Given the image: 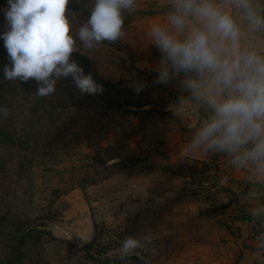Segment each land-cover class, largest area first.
Instances as JSON below:
<instances>
[{"label": "rangeland", "instance_id": "1", "mask_svg": "<svg viewBox=\"0 0 264 264\" xmlns=\"http://www.w3.org/2000/svg\"><path fill=\"white\" fill-rule=\"evenodd\" d=\"M7 7L0 3L2 34L8 30ZM92 7L93 0H69L65 15L70 35L75 37L87 22ZM166 10V5L137 6L125 13L124 39L79 52L92 60L102 79L118 83L112 91L82 94L68 77L57 81L53 95L39 97L34 79L0 76V107L10 112L7 119L0 117V264H212L207 260L220 251L219 243L229 241L185 236V224L166 222L163 212L156 223L138 219L139 187L156 168L149 165L150 156L138 147L137 137L151 117H159L166 97L153 93L157 75L147 67L150 58L160 60V52L144 47L143 53L134 46L146 43L139 28L149 25L137 20ZM77 45L82 49L79 40ZM5 65L11 67V61L0 51L2 75ZM136 85H143L139 93ZM141 197L148 205V197ZM22 229L45 230L51 237L26 239L17 257L12 235L21 236ZM96 234L95 244L82 250L80 245ZM231 235L239 239L235 228ZM129 236L141 239L139 255L107 262L120 258L121 243ZM209 242L216 245L211 248Z\"/></svg>", "mask_w": 264, "mask_h": 264}, {"label": "clouds", "instance_id": "2", "mask_svg": "<svg viewBox=\"0 0 264 264\" xmlns=\"http://www.w3.org/2000/svg\"><path fill=\"white\" fill-rule=\"evenodd\" d=\"M68 4L8 0V30L0 37L11 61L4 67L5 80L34 79L39 97L53 95L57 81L68 77L82 94L103 91L70 57L124 39L125 13L136 11L137 0H93L75 37L69 34ZM166 9L165 22L153 24L149 33L161 54L154 83L175 82L180 95L170 105L173 116L197 121L182 158L222 155L234 169L245 170L250 183H264V0H168ZM142 88L136 85L135 91ZM9 115L0 107V117ZM251 214L264 216V205ZM142 247L140 238L126 237L120 259L139 255Z\"/></svg>", "mask_w": 264, "mask_h": 264}, {"label": "crops", "instance_id": "3", "mask_svg": "<svg viewBox=\"0 0 264 264\" xmlns=\"http://www.w3.org/2000/svg\"><path fill=\"white\" fill-rule=\"evenodd\" d=\"M147 4L162 6L167 5L168 0H137L139 9ZM147 19L139 17L137 20V23H149L139 28L146 34V43L134 44L143 53L146 52L144 47H155L151 45L149 34L152 25L164 23L166 17L165 14H156ZM158 62L150 58L147 66L153 76L158 75L155 71ZM152 91L166 99L159 117H151L137 137L138 147L150 156L149 165L156 168L148 173L147 180H143L144 184L139 187V221L144 218L156 223V216L163 212L162 219L166 222L185 224L180 226L185 236L189 233L190 237L201 241L208 238L211 241L229 240L219 243L220 251L207 260L212 264H264V242L257 240L258 234L264 231V216L253 217L251 214L254 208L264 205V183H250L248 173L234 169L222 155L198 154L191 159L182 158L181 151L190 140L197 121L195 118L190 122L180 121L173 116L170 105L180 95L175 82L167 86L154 83ZM252 192L258 195L251 197ZM143 195L149 199L146 206L141 201ZM230 202L228 207H221ZM159 206L163 208L159 209ZM158 210L161 211L158 213ZM233 228L239 233V239H231ZM251 236L254 237L252 244L249 241ZM207 245L213 248L216 243Z\"/></svg>", "mask_w": 264, "mask_h": 264}, {"label": "trees", "instance_id": "4", "mask_svg": "<svg viewBox=\"0 0 264 264\" xmlns=\"http://www.w3.org/2000/svg\"><path fill=\"white\" fill-rule=\"evenodd\" d=\"M0 3H4V4H7L8 5V0H0ZM2 33L0 32V37H2ZM0 51L7 54V50L5 48V42L2 38H0ZM70 60L71 61H75L80 67L83 68L84 70V73L87 75V74H91L93 79L95 80V82L99 85L102 86V89L103 90H109V91H112L116 88L117 84L118 83H112L110 81H107V80H104L102 79L95 71V68H94V65L92 63V61L87 58L85 55L79 53V52H73L71 57H70ZM1 77L4 78V74H0ZM101 99L109 104H112V101L111 100H108L107 97L105 96H100ZM147 106V105H145ZM85 198H86V194H85ZM87 199V198H86ZM231 204L230 203H227L221 207H228L229 205ZM92 208L90 207V210ZM93 225H94V228L96 229V224L94 222V219H93ZM23 230V229H22ZM23 234L21 236H17L15 235V233H13L12 235V238L14 239V241H16L15 243V251H16V255L17 257L21 256L22 252H21V249L22 247H24L26 245V239H29V240H33V239H36V241H40L44 238V236H47V237H51V234L50 232L48 231H45V230H32V229H29V230H23ZM17 234V233H16ZM16 236V237H15ZM98 238V234L95 235L94 239L86 244L85 246H83L82 250H87L89 247H91L92 245L95 244L96 240ZM126 258H124L123 260H125ZM133 259H137V258H133ZM122 259L120 258H116V259H108L107 262H119V261H123ZM139 261V264H144L143 261ZM10 264V262H9Z\"/></svg>", "mask_w": 264, "mask_h": 264}, {"label": "built area", "instance_id": "5", "mask_svg": "<svg viewBox=\"0 0 264 264\" xmlns=\"http://www.w3.org/2000/svg\"><path fill=\"white\" fill-rule=\"evenodd\" d=\"M214 166H215L214 164L211 165L212 168H214ZM243 171L246 172L245 170H243ZM246 173H247V172H246ZM261 233H264V231L261 232ZM261 233L258 234V236H257V240H258L259 242H264V240H261V239H260Z\"/></svg>", "mask_w": 264, "mask_h": 264}, {"label": "water", "instance_id": "6", "mask_svg": "<svg viewBox=\"0 0 264 264\" xmlns=\"http://www.w3.org/2000/svg\"><path fill=\"white\" fill-rule=\"evenodd\" d=\"M94 237H95V236H94ZM93 239H94V238L87 240L83 245H80V246H81L80 248H82V247L85 246L86 244L90 243ZM78 246H79V245H78Z\"/></svg>", "mask_w": 264, "mask_h": 264}]
</instances>
